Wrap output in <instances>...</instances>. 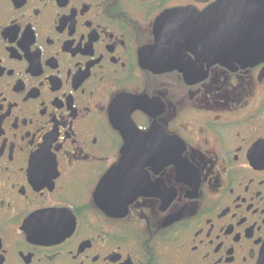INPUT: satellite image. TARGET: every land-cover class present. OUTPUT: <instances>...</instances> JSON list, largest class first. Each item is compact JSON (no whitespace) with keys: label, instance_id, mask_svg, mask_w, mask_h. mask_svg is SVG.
<instances>
[{"label":"flooded vegetation","instance_id":"af4514ba","mask_svg":"<svg viewBox=\"0 0 264 264\" xmlns=\"http://www.w3.org/2000/svg\"><path fill=\"white\" fill-rule=\"evenodd\" d=\"M222 2L0 0V264L258 263L264 61L176 42L256 35L156 33Z\"/></svg>","mask_w":264,"mask_h":264},{"label":"water","instance_id":"95a60500","mask_svg":"<svg viewBox=\"0 0 264 264\" xmlns=\"http://www.w3.org/2000/svg\"><path fill=\"white\" fill-rule=\"evenodd\" d=\"M218 3L207 16H201V23L166 24L167 21L187 18L182 12L164 14L157 21L156 33L164 34H237L256 37H179L176 42L191 49L201 50L207 65L251 67L264 61V8L258 0H227ZM229 12L228 19L221 14ZM205 20L207 21L204 24ZM168 56H172L169 54ZM170 59V58H169ZM167 65V64H166ZM172 67V63L169 64ZM257 264H264V247Z\"/></svg>","mask_w":264,"mask_h":264}]
</instances>
